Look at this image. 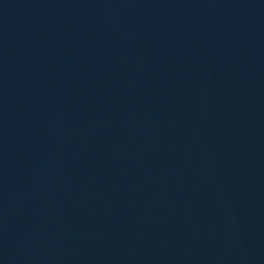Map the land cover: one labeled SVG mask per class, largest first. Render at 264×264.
I'll use <instances>...</instances> for the list:
<instances>
[{"label": "water", "instance_id": "water-1", "mask_svg": "<svg viewBox=\"0 0 264 264\" xmlns=\"http://www.w3.org/2000/svg\"><path fill=\"white\" fill-rule=\"evenodd\" d=\"M0 264H264V0H0Z\"/></svg>", "mask_w": 264, "mask_h": 264}]
</instances>
